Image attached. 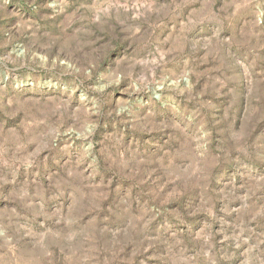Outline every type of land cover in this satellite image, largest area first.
Returning a JSON list of instances; mask_svg holds the SVG:
<instances>
[{"label": "rangeland", "instance_id": "374dc122", "mask_svg": "<svg viewBox=\"0 0 264 264\" xmlns=\"http://www.w3.org/2000/svg\"><path fill=\"white\" fill-rule=\"evenodd\" d=\"M0 264H264V0H0Z\"/></svg>", "mask_w": 264, "mask_h": 264}, {"label": "built area", "instance_id": "2783aa9c", "mask_svg": "<svg viewBox=\"0 0 264 264\" xmlns=\"http://www.w3.org/2000/svg\"><path fill=\"white\" fill-rule=\"evenodd\" d=\"M26 85H27V84H26ZM28 85H32V83H29ZM19 86H21V87H22L23 85H22V84H20Z\"/></svg>", "mask_w": 264, "mask_h": 264}]
</instances>
